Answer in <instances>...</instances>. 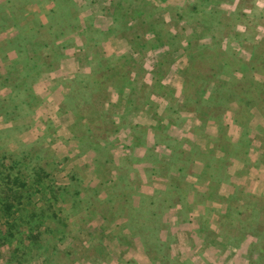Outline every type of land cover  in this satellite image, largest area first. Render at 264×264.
I'll use <instances>...</instances> for the list:
<instances>
[{
    "label": "rangeland",
    "instance_id": "1",
    "mask_svg": "<svg viewBox=\"0 0 264 264\" xmlns=\"http://www.w3.org/2000/svg\"><path fill=\"white\" fill-rule=\"evenodd\" d=\"M6 1L0 0V9L8 13V8L12 9L18 18L24 16L20 22L28 27L36 24V20L45 24L53 22L50 9H56L54 0ZM110 1L76 0V21L70 18L68 22L61 20L62 24L59 21L51 24L55 30H60V25L77 27L70 33L68 30L58 41L66 45L65 52L68 57L75 58L80 72L71 78H57L56 81L60 79L58 85L68 88L70 83L81 80L96 91L100 89L95 102L98 105L102 95L108 100L107 109H103L104 117H87L82 122L81 117L87 112L83 104L76 105V122L68 136L61 137L58 149L54 136L56 127L49 115L47 118L46 113L37 112L40 98L37 94L31 98L28 109L10 115H20L17 118H8L10 116L0 112V129H9L6 134L0 132V152H6L9 157L6 163L16 159L21 168L20 177L27 183H31L30 170L33 168L53 186L47 184L40 188L32 199L38 205H44L47 200L50 203V207L45 206V224L50 232L43 230L41 243L44 247L35 246L25 252L22 259L14 253L15 240L2 244L0 264H29L36 258L41 261L40 257L44 259L42 264H100L101 261L102 264H198L204 245L199 240L204 233L211 239L210 231L217 223L210 218L206 223L201 222V217L192 216L188 206L170 208L173 199L166 194V183L172 179V192L168 191L183 196L184 192L174 184L178 187L181 168L185 173L189 170L184 149L194 150L191 145L194 138L203 153L197 159L202 165L203 181L198 177L201 186L207 185L213 190L218 185L222 190L228 188L229 202L234 205L238 198L250 197L246 193L249 188L247 174L243 177L235 172L233 177L221 173L217 179L212 177L211 171H216L218 164L211 156L217 158L214 153L222 150L219 146H225L228 132V139L240 136L245 144L242 126L244 117L247 120L249 115L244 107L261 105L264 108V0ZM109 12H114L121 20L117 28L105 30L103 16ZM3 18L0 11V21ZM10 19L8 22H14ZM16 33V28L10 26L0 37ZM114 35L126 39L128 46L123 49L110 46V38ZM51 36L48 33L41 39L50 40ZM141 46H148L149 51ZM40 49L55 69L60 60L57 55H61L62 49L55 46ZM18 67L12 65L7 69L15 84L21 81L14 75ZM13 86L16 87L9 83L0 86L1 104L4 97L16 94ZM120 88H125L122 93ZM85 95L81 98L87 100ZM119 104L125 113L115 124L114 111ZM216 107L222 114H213ZM237 108H241L238 117L243 122L232 123L234 127L228 131L230 119L226 113ZM31 109L37 111L30 113ZM58 111L61 113L62 109ZM126 112L134 114L139 125L154 130L148 134L147 150L139 151L144 150L146 157L140 154L139 160L138 157L119 158L120 155L115 154L118 150L132 149L124 146L130 143L131 136L127 134L130 131L124 130L123 120L133 119ZM88 121L91 122L89 126ZM166 127L170 133L176 132L174 136L166 135ZM213 127L221 133L218 142L210 139L208 130ZM116 128L123 131L111 139L108 137L110 131ZM222 134L226 135L224 139ZM243 144L230 148L231 155H245ZM253 144L263 146L256 140ZM228 149L220 154H230ZM259 153L257 161L262 159L263 154ZM111 155L114 159L117 157L121 165L114 163ZM230 160L225 158L219 169L225 171ZM139 161L148 163L150 170L145 172L152 174L148 180L142 173L143 166L136 163ZM256 167L250 166L251 171ZM86 183L92 188L88 186L87 190ZM55 185H66V192L59 194ZM34 188L36 185L31 186ZM51 188L57 192L53 200ZM93 190L99 194V200H95ZM87 195H91L93 202H86ZM252 201L257 207L233 208L228 215L220 216L223 222L217 227L220 231L229 229L233 242H240L246 234L252 236L251 242L256 240L257 243L252 246L259 253L255 252L253 258L254 253L247 246L243 254L252 259L251 264H264V199L256 197ZM258 202H261L260 207ZM169 213L174 215L170 218L168 215L166 221ZM95 214L99 218H95ZM206 214L207 210L203 215ZM175 215L181 218L174 219ZM259 223L261 229L256 228ZM191 231L196 235L195 248L187 239ZM182 238L190 244L188 253H181L174 246ZM172 245L175 248H171ZM21 252L19 249L18 254ZM212 254L209 255L220 261L221 253Z\"/></svg>",
    "mask_w": 264,
    "mask_h": 264
},
{
    "label": "crops",
    "instance_id": "2",
    "mask_svg": "<svg viewBox=\"0 0 264 264\" xmlns=\"http://www.w3.org/2000/svg\"><path fill=\"white\" fill-rule=\"evenodd\" d=\"M110 1V0H109ZM112 1V0H111ZM110 1V3H111ZM74 2L77 4L76 0H74ZM87 10V9H86ZM84 10V11H86ZM106 20L103 22V26L105 28V30L107 29H115L118 27V20H121L120 17H118L117 15L114 14V12H109V14H104L103 16ZM110 46L115 47V48H119V49H123L125 47L128 46V41L126 39H124L123 37H118L115 36L110 38ZM144 43H141V45H143ZM148 44V42H146V45ZM59 45V44H58ZM51 46V45H50ZM62 51H61V55L58 54L57 51V56L60 58L58 66L51 70L46 72L45 74H43L42 77H40V79L34 84L33 86V90L34 92L40 96L41 98V102L39 104V106H37L38 111L36 109H34L37 112H39V110L41 112L46 113L47 117L49 115L50 117V121L53 122L54 126L56 127V132L54 133L55 136V141H56V147L59 149V142L61 141L60 139L62 136L66 137L68 136V134L71 132L72 130V126H74V122L75 121V116H76V111L72 110L69 108L70 103L68 104L65 100V95L68 92V88H65L62 85H58V81L60 79H66V78H71L74 73H79L80 72V67L79 69L78 66L75 65L76 60L75 58H71L68 57V53L66 50V45L65 44H61L60 45ZM144 48V50L146 49V51L148 50V46L147 47H142ZM133 52V51H131ZM134 54V52H133ZM10 55H13L12 57H10ZM15 55V56H14ZM12 58V59H10ZM16 58V54L13 51H10L6 57V59L4 61H2V63L4 64V66L0 67V73H4L6 64L9 63L10 61L14 60ZM57 58V61L58 59ZM10 59V60H9ZM71 72V73H70ZM73 73V74H72ZM64 76V77H62ZM62 77L60 79H58L56 81L57 78ZM121 92L123 91V89L125 88H120ZM91 91V90H90ZM88 92V95H85L88 99L87 102H85L82 106V108L84 109V112H87V114H84V116L81 117V121L84 122V120H86L87 117H89L90 119H94L97 116H101L104 117V113H103V109H107V101L106 98L103 97V95L100 98V102L97 105L95 102V93H92V91H96L94 88L91 92ZM124 93V92H123ZM102 94V92H101ZM79 99V98H78ZM77 99V100H78ZM104 106V107H103ZM245 109L248 110V117L247 120L244 117V122H247V130L248 131V135L250 137H254V139L257 141H259L260 143L263 144V146L261 145H257L256 147L254 146L253 142L252 144L246 149L245 155H241L237 158L230 157L229 159H231L229 166L227 167V169L222 173L226 174V176L229 174L233 175V177H235V172L237 174V172L241 175H243V177L246 176L247 174V178L249 179L248 181V185L249 188L247 190L246 193H248V195H250V197L245 198V199H241L238 198L235 205L232 204L231 202H229L230 200V191L228 190V188L225 189H220V185H218L217 188H215L214 190L211 187H208L207 185H202L201 186V182L198 181V177L201 178V171H202V165L198 162V157L202 156V150L201 147L198 146V151H187L186 149H184V151L186 152L185 154V158H188V162L190 163V166L188 167V171H186V173L184 172V170L181 168V170H179L178 174H179V178L183 179L184 177V182L186 183V188H181L180 183L178 185V187H176V185L174 184V187H176L177 189L180 190V192H184L183 196H181L182 194H179V196L173 195L172 193H170V191L172 192V186L170 185V183H172V179L170 181H168V183H166V194L169 193V196H172L173 202L169 203V207L170 208H174V207H182V206H188L190 207L189 212L192 214L193 217H198L200 219L201 217V222L206 223L208 222V218H210V220L212 222H216L218 227L220 226L219 224H222L223 222V218L221 219L220 216H225L228 215L230 212H232L233 208H237V207H241V206H255L257 207V204L254 203L252 201V198L256 199V197L260 200V199H264V134H260L257 132L256 127L259 125H264V108L260 105V106H256V105H250V107ZM59 109H62L61 113L58 111ZM125 109L122 108V106H118L117 109H115V116H116V120H115V124H117V119L120 120V117H122L121 115L124 114ZM112 111V113H114ZM130 115L131 118H133L132 120H128L127 122H125V120H123L125 127L124 130L126 129L128 132L127 134H129L128 137L129 138V142L127 141V144H124V146H129L132 147V149H128L125 148L122 151L118 150L117 152H115V154H117L116 156H119V158L123 157V158H133V157H146L144 150H147V148L149 147V137L148 134H151V132L153 133L154 130H151L150 126L146 127V126H142L139 125L140 121H135L134 118H136V116H134V114H132L131 112H126ZM258 114V115H257ZM45 115V114H44ZM234 112L228 114L227 118L230 119L229 122V129L228 131L233 128L234 126H232V123H235L233 118H234ZM48 118V117H47ZM246 120V121H245ZM89 123H87V125L89 126L91 124L90 121H88ZM107 122V121H106ZM122 122V123H123ZM137 124V125H135ZM228 124V123H227ZM250 124H253V126H250ZM102 125H105V123H103ZM131 125V126H130ZM175 124L171 125L174 126ZM175 128V126H174ZM87 130V129H86ZM119 130V131H118ZM120 131H123L121 128H116V129H112L110 131V134L108 137H110L112 139V137L115 135H119L121 134ZM145 131V132H144ZM210 137V139H213L212 141H214V139H217L216 136H218V128L217 127H213L211 129L208 130ZM240 132V131H239ZM140 133V136H139ZM170 133V132H169ZM176 132L173 130L170 134L171 136H174ZM229 133V132H228ZM228 133L227 136H228ZM258 133V134H257ZM60 136L58 138V136ZM257 135V136H256ZM144 136V137H143ZM176 136V135H175ZM75 137V136H74ZM216 137V138H215ZM240 137V136H239ZM238 138H233L231 137L229 140L231 141H237ZM141 138V139H140ZM168 138V137H166ZM194 138V137H193ZM229 138V137H228ZM148 141V142H147ZM195 143L198 145L196 139L194 138ZM200 148V149H199ZM140 149H144L143 152H139ZM194 149V148H193ZM262 150V151H261ZM183 152V151H182ZM223 151H216L214 153V155L217 158H221L224 155H221L220 153H222ZM262 152V159L260 161H257L258 158L257 156H260V153ZM224 153V152H223ZM122 154V155H121ZM229 155V154H227ZM111 159L114 160V163H118V165H121L120 162L118 161V158L116 157V159H114L111 155ZM138 164H141L142 168V173L143 175H145L144 177L146 178V180H148L149 178H151L150 176H152L151 171H149L148 173L145 172L146 169L150 170L148 168V163L147 162H136ZM252 165H257V169L255 171H251L250 166ZM132 173V172H131ZM228 173V174H227ZM234 173V174H233ZM133 174V173H132ZM200 175V176H199ZM190 177H192L193 179H190ZM178 178V180H180ZM124 179V178H123ZM127 179V178H125ZM131 180H133V177L131 176ZM201 180L203 181V179L201 178ZM199 182V183H198ZM66 183V182H65ZM90 187L91 185L88 183L85 184L84 187ZM88 187V188H89ZM185 187V186H183ZM92 187H90L89 189H91ZM163 189V188H162ZM170 190V191H168ZM96 196V200L98 199L99 194L97 193V191L93 190ZM214 192V193H213ZM172 194V195H170ZM133 195L131 194V197ZM122 199V198H121ZM99 200V199H98ZM101 200V199H100ZM257 201V200H256ZM263 201V200H262ZM88 202V201H86ZM101 203V201H98ZM90 203V202H88ZM258 207H260L259 205H261V202H258ZM231 204V205H230ZM208 211V214H206V216H204L203 214H205V211ZM211 213V214H210ZM98 215L100 217H102V219H105V216H102L101 213H98ZM98 215L95 214V218H99ZM168 215L169 218L170 216H173L172 214H167L166 215V221H168ZM177 215H175L174 219L181 218L179 215L176 217ZM93 217V216H92ZM118 218V217H117ZM115 219V218H114ZM93 220V219H92ZM208 220V221H206ZM199 224V223H198ZM217 225L210 227V229L213 231H210V234H212V238L208 239V236L206 233H204L201 237V239L199 240V243H204L203 245V249H201L200 253H201V259L199 261L198 264H251L252 259H249L250 257L244 256L243 252L244 249L249 246V250L250 252L254 253V257L255 258V252H258V250H255L254 243L256 242V240L254 242H251L252 240V236L246 234L244 235V237L242 238V240L240 242H233V239H230L232 237V232L228 230H223L220 231V229L217 227ZM259 226L261 227L260 223ZM262 228V227H261ZM260 228V229H261ZM191 235H188V240L191 242V245H194V248L196 247V235L193 231L189 232ZM188 234V233H186ZM264 235V233H263ZM186 239V240H187ZM185 240V242L183 241V238L180 239V241L176 244H174L175 247L178 248L179 252L181 253H188V251L190 250V244H188V242ZM232 241V242H231ZM257 244V243H255ZM262 245H264V242H262ZM259 245H257L258 247ZM173 247V245L171 246V248H175ZM200 249V248H199ZM221 253L222 256L220 258V261H218L215 258H212L209 254L211 253V255H213L212 253ZM104 255H106V252L104 253ZM41 261H43V257L39 258ZM181 259V258H179ZM37 260V258H36ZM36 260H31L29 264H42L41 261H36ZM255 261V260H253ZM103 261L100 262V264H102Z\"/></svg>",
    "mask_w": 264,
    "mask_h": 264
},
{
    "label": "trees",
    "instance_id": "3",
    "mask_svg": "<svg viewBox=\"0 0 264 264\" xmlns=\"http://www.w3.org/2000/svg\"><path fill=\"white\" fill-rule=\"evenodd\" d=\"M11 1L12 0H10V2ZM6 2L9 3V0H7ZM54 3L56 5V9L53 8L50 9L53 22L50 21L51 23L45 24V22L41 23L40 21L36 20L35 21L36 24H34L31 27H28L26 23H21L20 21L23 20L25 17L23 16L18 18L16 14L13 13L12 9L8 8L9 13L8 11L4 12L0 9L1 14L4 17L0 21V34L5 32L6 28L10 26L12 28H16V30L18 31V33L16 34L0 37V61L1 62L4 61L10 51H13L16 54V58L10 62L11 64L6 65L4 73H0V86H6V83H9V84H14L17 87L16 88L15 86H13L12 91L16 92L14 96L4 97L1 100L2 104L1 103L0 104L2 106L0 107V112H2V114L5 115L6 117L13 114H17V112L23 111L25 109H28L31 98L36 96V93L34 92L32 87L40 79V77L43 76V74L54 69L53 63L50 60L46 59V56L42 55V50L40 48L49 47L51 45V46H55L58 49V47H60L62 43L58 41L60 37L62 38V36L66 34L68 30H69L68 33H70L72 30L77 29L76 25L75 26L71 25V27L69 26L65 27L64 25H60L59 28L62 26L60 30L56 28V30L58 31H56L53 28V25L51 24H56L58 21H59L58 23L62 24V21L64 20L68 22V19L70 18H72V21H76L77 19L76 16L77 4L74 2V0H54ZM1 8L4 9V7ZM20 8L22 9V6H20ZM9 18H11L10 20H14V22L11 23L8 22ZM39 33L43 37H45L46 35H48V33H50L52 35L51 39L48 40L49 39L48 38L46 41H42L41 36L40 37L38 36ZM46 55L48 56V54ZM12 65L20 66L18 67L19 71H17L14 74L16 75L15 79L21 80L20 83L18 84H15L13 82L14 78H11L9 76L10 73L8 74L7 69H10ZM70 81L71 79L68 80V82ZM93 88L94 87L89 86V83L88 85L84 84L83 81L81 80L73 84L70 83L68 85V92L64 97L66 102L68 104L70 103L69 108L74 110L76 108V105L84 104L85 102H87L86 99L81 97H83L90 90L92 91ZM99 90L92 91V93H95V98L99 94ZM78 98L81 99L79 103L77 102ZM38 99L39 100L37 101V106L41 102V98ZM33 111L34 110L31 109L30 113H32ZM233 112L235 114L233 118L234 122L235 123L241 122L239 121L240 119L238 117L239 113L241 112V108L233 109ZM216 113L222 114L220 108L216 107V110H214L213 114L215 115ZM228 114L229 113L227 112L226 115L228 116ZM19 116L20 115H17L16 117L10 116L8 118H17ZM242 127H243L242 137L244 138L245 144H243V139L241 140L240 137L237 141H231L228 139L226 135H224V137L226 136L225 146L221 145L218 148L219 149L221 148L222 149V150L220 149L221 151H225V149L229 148L227 152L230 154L229 155L225 154L226 156H222L221 158H215L214 156H211L212 159L214 161H217L218 164V169H216V171L214 170L211 171V175L213 178L217 179L218 176L223 172L219 169V164L222 163L225 158L227 160H230L229 156L237 157V155L234 154L231 155L230 148L231 149L238 148L240 144H243V146L246 147L247 149L252 144V142L255 141L254 139L255 136L250 137L248 135L249 130H247L248 128L247 122ZM256 129L258 133L264 134V125H259L256 127ZM0 130H2L0 132L6 134L7 130L9 129H0ZM166 135L171 136V134L169 133V129H167V127H166ZM220 135L221 133H218V138L215 140L216 142H218V140L220 139ZM224 137L222 139H224ZM191 145L194 148L193 152L198 151V145L195 143L194 140L191 141ZM37 154H39V152ZM8 158L9 157L6 152H0V246L2 244L10 243L11 241L15 240L16 252L14 253L18 257L22 258V255L25 254V252L29 251L32 248H35V246L36 248L37 247L39 248V246L43 248L45 245L41 243V240L43 238L42 237L43 233L45 231L50 232L48 226H46L45 224V217H46L45 206L50 207L49 206L50 203H48L47 200L45 201L44 205H38L37 202H32V199H33V195L37 193V191H39L40 188L44 187L47 184L50 185L52 188L53 186L51 183H47V181H45L47 178L43 174L39 173L33 168L30 170L31 183H27L26 179L20 177L21 168L17 160L16 159L11 160V162H9L8 164L6 163ZM179 179L180 180L177 182L180 183L181 188L182 189L186 188L184 177L183 179L181 178ZM35 185L36 188L31 189V186L34 187ZM55 186H56V190L59 189L58 190V192L60 191L59 194L66 192V188H67L66 185H55ZM52 188L50 189V191L52 193V200H53L54 198H56V194L54 193L57 192ZM78 193L79 192H77V194ZM95 193L93 194L94 197H95ZM85 199L88 202H93V199H91V195H87ZM20 228H22L23 230H21ZM256 228H261V227L259 225H256ZM19 249L22 250L20 254H18ZM13 259L18 260V258H13Z\"/></svg>",
    "mask_w": 264,
    "mask_h": 264
}]
</instances>
